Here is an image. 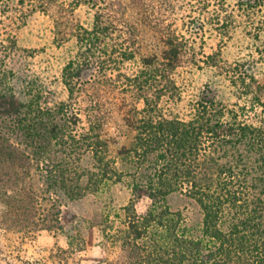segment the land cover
Masks as SVG:
<instances>
[{"label":"trees","instance_id":"16d2710c","mask_svg":"<svg viewBox=\"0 0 264 264\" xmlns=\"http://www.w3.org/2000/svg\"><path fill=\"white\" fill-rule=\"evenodd\" d=\"M21 1L56 10L58 35L73 36L78 49L63 71L69 97L58 105L24 100L0 80V242L15 231L23 239L66 233L61 211L44 200L82 197L87 177L101 190L105 178L130 174L131 201L102 226L121 250L114 264H264V75L238 61L234 81L246 102L230 106L206 84L188 111L178 110L185 98L176 73L197 52L167 22L176 0ZM82 4L96 10L91 25L73 18ZM238 6L264 16V0ZM131 60L137 70L113 75ZM85 151L96 162L87 172L77 167ZM179 190L200 204L201 224L169 204ZM144 196L152 203L139 212ZM84 242L70 234L51 257L72 264Z\"/></svg>","mask_w":264,"mask_h":264},{"label":"rangeland","instance_id":"374dc122","mask_svg":"<svg viewBox=\"0 0 264 264\" xmlns=\"http://www.w3.org/2000/svg\"><path fill=\"white\" fill-rule=\"evenodd\" d=\"M176 1L175 8L167 13V22L181 36L189 38L197 52L196 61L180 67L176 73L185 98L177 104L178 110L188 111L189 100L206 84L214 89L219 100L230 106L246 102L242 84L240 87L235 84V70L238 61L247 62L259 76L264 75V31L257 28L264 18L262 12L248 15L239 9L238 0ZM8 3L0 1V80L12 85L24 100L58 105L69 97L63 71L78 49L77 41L73 36L62 39L58 35L56 10L34 8L21 0ZM95 11L90 5L82 4L73 18L91 25ZM138 64L135 60L128 61L121 69H115L113 75L117 76L119 71L132 73L139 68ZM165 103L169 107L176 104L171 100ZM77 163L85 172L96 164L91 151H85ZM119 166L126 168L127 163L120 161ZM136 179L130 174L105 178L103 189L95 190L93 179L87 177L83 182L90 186L82 197L71 199L60 193L54 206L53 201L44 200V207L61 211L60 221L66 233L56 236L45 229L23 239L17 231L9 232L0 242V264H64L51 256L57 254L59 246H69L70 234H80L85 240L83 249L71 258L72 264H114L121 250L105 240L102 226L108 215L114 217L115 212L131 201L132 182ZM168 201L174 209L182 210L191 224L202 223L203 210L188 192L176 191L169 195ZM151 203V198L144 196L136 201V207L139 212H145Z\"/></svg>","mask_w":264,"mask_h":264}]
</instances>
